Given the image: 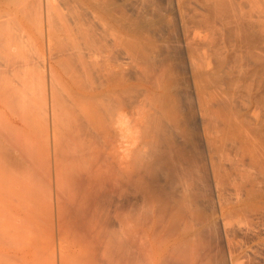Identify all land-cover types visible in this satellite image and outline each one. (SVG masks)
<instances>
[{
    "label": "bare ground",
    "instance_id": "bare-ground-1",
    "mask_svg": "<svg viewBox=\"0 0 264 264\" xmlns=\"http://www.w3.org/2000/svg\"><path fill=\"white\" fill-rule=\"evenodd\" d=\"M2 1L0 154L19 164L1 167L0 155V264H262L244 260L235 236L246 227L232 224L250 211L246 223L264 219V205L246 201L264 197L251 172L264 170V139L232 106L249 64L212 41L213 26L206 52L189 37L180 52L157 33L165 15L144 5ZM246 182V199L225 204L223 188Z\"/></svg>",
    "mask_w": 264,
    "mask_h": 264
},
{
    "label": "rangeland",
    "instance_id": "rangeland-1",
    "mask_svg": "<svg viewBox=\"0 0 264 264\" xmlns=\"http://www.w3.org/2000/svg\"><path fill=\"white\" fill-rule=\"evenodd\" d=\"M126 1L128 3V4H126L127 7H128V11H130V12L134 10V9H132V7H134V6L135 7H139V5L143 7V5H144L145 8L150 12V15H152L153 12L156 13L157 11L158 12L156 14L165 15L164 16L165 19H163V20L164 21L166 20V21L165 22L164 21L163 22L161 21L159 23L158 29L159 30L161 29V30L160 31L158 30L157 33H158V35L161 33V35H159V37L162 36V35H163L162 37H165L168 34L169 36L168 35L167 36L170 39L168 37H166V38H168L170 41L172 40L173 42H175V44L174 43L173 44L174 45H178V46H176V49H178L180 47L178 49V50L181 49L180 52H184L185 51L184 50L185 49L184 47L187 44L185 42L188 41L187 40V37H189V40H192L194 46L198 50H201V52L202 51L203 52H206L207 51V49H206L207 47L204 48V46H206V45H203L206 42L203 43V40L206 38L207 34H210V30H211V29L209 30V29H206V28H211L213 26L212 27V30H213L217 26L216 30L215 29L213 31L211 30V32H212V34L214 36L216 34L219 37L215 36L212 39V41H214V39L216 41V40H218V38H220L222 41L220 39L218 41L219 42H222L221 44H223V42H225L223 45H226V47L227 46L229 47L228 49H230V56L233 53H235V55H232V56H234V58L237 56L236 57V60L237 59L240 60L239 57L242 58V60H240V61L237 60L238 63H243L244 62V65L245 64L246 65L249 64L248 66H245V68L247 67L249 69V71H250L249 72L247 70L248 71L247 85H244L243 87H241L239 92H234L232 94V98H233V102H232L233 105L232 106L234 107L233 108L234 109V112L237 110V112H235V113L236 114H239V116H241L240 118H243L245 120L244 121L242 119L245 122V126L244 127H246V128L249 127L248 129L251 130L252 133H254L257 136L258 135L261 136V140L264 139V73L262 75V71L264 70L263 69L264 68V64L262 65V64L258 63V62L264 63V61H263V59H264V0H126ZM214 2H216V3L218 2V4L220 6L218 4H216V7H217L216 8ZM217 5L221 9L218 10L219 7ZM222 5L223 6L225 5L224 6L225 8ZM3 7H5V8H3ZM0 8H1L0 9V15H2V14L5 13V9L7 7H6V5H3L2 4V5H0ZM215 8L217 10H215ZM222 10H223V12H222ZM215 11H216V13H215ZM219 12H220V15H219ZM223 14H224V16H222ZM167 16H168V18H166ZM2 17H0V18H2ZM167 20L170 21V22H168ZM213 22L216 23L215 26L213 25L214 24ZM168 24H169V27L170 28L167 26ZM226 24H227V27H226ZM218 26H220V28ZM228 26H231V28H234V29H232L233 31ZM218 28L220 29V32H219V29ZM201 29L204 30V31H199ZM205 30L206 31L208 30L207 31L208 33ZM221 31H222V33H221ZM163 32L166 33V34L164 35ZM197 32H201V34L199 33L200 35L198 36ZM220 33H221V37H220ZM212 34H210V35H212ZM192 36H194V38ZM200 36L201 37L202 36H205V38L204 37L201 38ZM190 37L193 38V39H191ZM208 37L209 36H207L206 40L208 39ZM210 37H212V36H210ZM245 37H248V38L245 39L246 40V43L243 40ZM242 40H243V44L245 43L247 45V42L250 44V45L248 44L250 46V49H249V47H246L245 44H244V47H243V44H242V47H241V44H239V43H241ZM211 42L208 40V43H211ZM177 43H180V44H177ZM231 43H232V46H230ZM181 44H182V46H181ZM32 45L30 47V45L28 46V44H27V48H25L27 51H25V52H27L28 57L30 56L29 57L30 60L33 59L35 61V59L37 58V56H38V58L40 60L42 58L41 53H39L41 51V49L39 48L40 49L39 51L38 50H35L34 48H36V47L33 48ZM33 46H35V45H33ZM234 47H236L237 49L234 48ZM37 48H38V46H37ZM231 48L234 49V52H233V50H231ZM204 49H205V51H204ZM247 49H248V51L246 52ZM36 51L40 55H38V53ZM231 51H232V53H231ZM258 53H260V57H258L259 56ZM202 54H204V55H202ZM205 54H208V53H201L200 55L205 56L206 57L205 60H208L209 58L207 59V55H205ZM240 55H243V56H240ZM40 56H41V58H40ZM45 56H46L45 57L46 63H48L50 61L51 57H50L49 53H47V52H46ZM246 56H247V58H246ZM256 56H257V58H260V60L261 59L262 60L261 61L258 60L256 58ZM48 57H50V58H48ZM243 57H245L246 60L243 59ZM210 58H212V56ZM213 58L215 59L216 57L213 56ZM214 59H212V60L210 59V60L212 62H214L215 61ZM42 60H43V58H42ZM36 62H39L40 63L41 60L40 61L37 60ZM33 63H35V62H33ZM257 64H258L259 67L257 66ZM257 67H258V69H257ZM259 68H260V70L261 69L262 70L260 71ZM257 70H259L260 73H257ZM219 72L223 73V75H221V73H218L219 74L218 76L220 77L219 79L221 80V78H222V80L224 82V79L227 78V75L223 71H219ZM249 73H251V74L249 75ZM260 74H261V76H260ZM224 75H226V77ZM223 76H224V78H223ZM223 82H220L221 85H222V87L224 85H227L226 86V89L229 90L228 89L229 84L228 83L225 84L226 80H225L224 83ZM259 136H258V139H260ZM262 142H263V140H262ZM263 149H264V144H263ZM1 157H2V155H1ZM5 157L6 156L2 157L1 167L2 166L4 168L7 167L10 170V169H12V167H14V163H16L15 162L16 160L14 158H12V156H11L10 153L7 155V157H6L7 159H3ZM3 160H4V162H3ZM18 162L19 161L17 160V163ZM229 162L227 161L228 165H231V166L234 165V164H230ZM231 166H229V168H231ZM232 168L234 170L235 167L233 166ZM256 170L257 169H255V168H253V170H251V172L254 175L253 177L255 178L256 176H258L259 179H257V180H260V182H261V178H264V173H263L264 170L262 172H260L259 170H257V171ZM6 173H7V171H6ZM252 173H250V177L251 178H252V176H251ZM234 174H236V173H234ZM7 177H5V178H7ZM257 180H256V182H259ZM262 180H264V179H262ZM263 182L264 181H262V184H260V185H262L261 186L262 188H263ZM259 183H255V184L256 185L257 184L259 185ZM229 184H227V187L226 188H223L224 191H222L221 194H223V192L225 193L226 191H227V193L229 192L228 194L225 193L224 196L226 198V195H227V198L229 197L230 199L229 198L228 199L226 198L225 199L226 202H225L223 200L224 199V196L221 195V197H223V198H221L223 200V203L225 202V204H227V200H231L230 201L231 203H228V204H234V203L236 204L238 202L237 199L239 201L241 200V197H242V200L244 198L246 199V197L248 196V192H250V190L248 188H250L251 182L250 183L249 182L248 183L246 182L245 183L246 185L245 184H244L245 186L243 185V187L248 186V187L244 188V191L246 190L245 191V194H244V191L242 189L243 187L240 188L242 190H239L236 187L238 189L237 190L238 192L241 191L239 193H236L237 191L235 192V189H236L235 186H233L234 187L233 189H230V188H232V186L229 188V186H230ZM231 185H233V183H231ZM255 186L253 185L254 189L259 187V186L258 187L257 186L255 187ZM251 188H252V186H251ZM260 188H258V190H260L262 192V190H261L262 188L261 189ZM228 190H230V191H228ZM252 190H253V188L251 189V191ZM263 190H264V188H263ZM253 191L256 192V190H253ZM238 194L240 196H236ZM241 194H243V196H245V197H243ZM251 194H252L253 197H251V195H249L251 199L249 198V196L247 197L248 198V200L246 199L247 204L250 205V204H253V203H260V204L264 205V197L263 196H260V194H259L260 197L259 196L256 197V193H254V192L253 193L251 192ZM257 194H258V192H257ZM237 197H240V198H237ZM252 198H253V200H252ZM233 201H237V202L232 203ZM248 201H250V202H248ZM261 209H262L261 211L264 210V208H261ZM250 212H248L247 214H245V216H243L244 213L238 214L239 217H238V215H236L237 220H239L240 218H243V219H240V221H239V222H242V220L244 221L246 219V218L244 219V217H246V216L248 217L249 216V220H246L243 223L247 224V226L249 224V226L250 227H253V228L257 227V228H255V230L256 229L258 230V228H259L258 233L259 234L262 233L261 235L263 236L264 235V225H263L264 224V219L262 220V223H258L257 226H254V225L252 226V225H250V223H246V222H249V221L251 222V220L253 221L256 218V217H251L253 219H250V216H251V214L249 215ZM221 214H220V216H223V213H221ZM253 214H254V211H253ZM261 215L263 216L262 218H264V214H261ZM233 219L234 218H232L231 221ZM226 220L228 221L227 218H226ZM237 220L235 219V221H237ZM231 221L230 220L228 221L229 222V225L226 224V226L228 225L227 228L230 226L229 228H231V230L234 229V228L236 229V227L237 228L238 227H240V228L241 227L242 228H245L246 227L245 228L246 230L244 229L245 231H247L246 234H245V231H244V233L243 232L241 233L240 231H242V230H240L239 232H238V230H235V229L232 230V232L235 231V233L238 232V234L241 233L243 235V236H241V235L236 234L235 237L240 236L239 237L240 240H241V237H243L242 240H244V241L241 240V242H243V244L246 245V246L243 245L241 247L242 248V251H243L241 253L245 256L244 260L246 259V261H247L248 260L247 257H249V258L251 257L252 260L254 259V257H256L257 259H254L255 261L257 260V262H259L261 260L260 262L261 263L262 262L264 263V247L262 248V247H259L258 246L259 248H261V249H259L257 247L258 250H260V251H258V250H256L257 249L256 246L254 245V247H253V243L250 242V240L248 239L252 235V233H250V232L248 233V229L249 230H252V228H250L249 226H248L249 227L248 228L247 226H245V224H242V223L241 224L239 223V225H241V226H239L237 224L238 222L237 223L236 222L235 223L232 222V224L235 225V227H234V226H231L232 224L230 225V222ZM236 224H237V226H236ZM261 224L263 225V227H261L262 226ZM232 227H234V228H232ZM260 227H261V229H260ZM240 228H238V229H240ZM231 230H230V232H231ZM235 233H234V235H235ZM244 234H245V236L246 235H248V236L244 237ZM231 236H232V234H231ZM239 239L236 238V240H239ZM246 240H247V242H246ZM245 242H246V244H245ZM249 246L251 248L252 247L253 248L251 249ZM248 248H249V251H248ZM244 250H245V252H244ZM261 250L263 252H261ZM249 254H251L252 256L249 255ZM258 259H260V260H258Z\"/></svg>",
    "mask_w": 264,
    "mask_h": 264
}]
</instances>
